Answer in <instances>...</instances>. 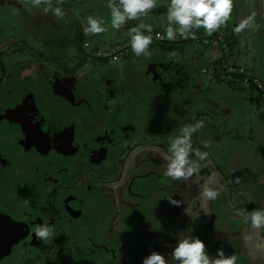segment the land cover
Returning a JSON list of instances; mask_svg holds the SVG:
<instances>
[{
    "label": "rangeland",
    "instance_id": "rangeland-1",
    "mask_svg": "<svg viewBox=\"0 0 264 264\" xmlns=\"http://www.w3.org/2000/svg\"><path fill=\"white\" fill-rule=\"evenodd\" d=\"M166 3L167 0H158L157 7L151 9L145 16L139 17L136 20L126 21L119 29L113 30L110 24L109 10L107 8L106 0H41L39 8L33 7L31 0H0V23L5 27L4 29H6V34L0 37V54L3 52L2 57H0V59L2 58L0 60V90L5 92L7 86L11 85L12 88L9 91L12 93L14 83H16L15 80L13 81L9 79L12 77L11 75L9 76V69L16 66V60L19 58V55H14L12 53L13 50L11 48L18 46L19 40L24 39L20 38L19 31H21V37L24 36L30 42L32 40L37 41V44L31 43L32 48H23L22 51L24 52V55H21L25 61H32L33 66L41 64L42 62L39 57L40 55L37 54L40 49L39 47L42 43V39L49 40L53 43V45H51V52L58 54L61 58L67 61L69 64L67 62L65 64H68L69 67H74L79 60H82L83 57L87 56V64H85V66H83L80 71L71 78V81L73 83H80L82 79L87 81L91 80L90 84L94 83L95 86V89L91 92V99L93 102L95 101L97 105L102 104L105 97L104 93H102V95L99 94L100 97H102V101L97 100V91L104 92L103 89L107 81L105 82L104 78H100V71L93 72L94 67H91V64L95 65L97 60H101L98 58L103 59L107 57L113 62L117 60V64L115 65L117 67H115V69L116 71L119 69L118 76L121 75L122 77H119L120 80H117L116 83L114 82V85L118 86L127 82L124 79L126 73V67L124 64H128L126 60L132 56L134 58V68L137 69L135 73L137 76L133 77V75H130L128 80L131 81L127 82L126 88L128 89V93H135L131 96H127L126 102H128V104L125 103V105H131L134 109H132V112L135 111L133 112L134 114L140 115L138 122H142L141 124L145 125V127L142 126L144 131H146L145 128H149L150 137L157 138L161 143H163L167 151L170 139L177 134L179 128L190 124L191 115L196 114V117L193 120L201 123V127L196 131L198 137L200 136L202 139V136L206 134L205 129L210 127L212 124L211 131L215 133L213 136L214 138L217 136L218 138L216 139L218 141L225 142L229 146L231 145L229 143V138L232 136L233 142L231 148L238 149L240 147V143L238 144L239 133L243 135V131L246 132L247 129H254V125H256L254 120L256 118L252 119L250 122L248 121V125L244 124V130L242 132L238 127H236V125H234V123L231 124V128H229L225 125L226 113L223 112L225 107L223 104H238L241 102V98H243L249 103L251 102L255 108L260 106L264 110V90L261 87V84L264 86V0H233V9L230 13L229 19L210 35L205 33L201 28L195 30L194 37L177 36L173 40H167L163 36L164 29L167 27V21L165 19ZM45 7L49 9L47 13L43 11ZM56 7H59L63 12L61 17L53 16L51 10ZM43 15H47L52 19L51 22L54 32H51L46 27L40 28V30L38 29V25L40 23L37 21L44 18ZM89 16L102 19L105 30L97 34H85L83 28L87 25V18ZM249 17L252 18L249 26L243 28L239 32L234 31V28L239 23ZM141 22L152 26V31L150 33L152 43L149 45L150 54L148 56H135L130 49L126 58L123 57V54L125 53V46H122L124 50L119 49L116 52H112L110 47L115 48L117 44H129V37L127 34L128 29ZM77 25L82 27L83 32V39L79 38L81 41V49L79 47L77 48V45H73L72 43L73 38L75 41L78 40V34L77 32H74L79 30ZM24 30L26 31L25 33ZM62 32L67 36V42L62 43V45L64 47H69V50H66L64 47L59 48V46H61V42H59V35ZM71 34H73V37H71ZM68 37L71 38L68 40ZM14 41L16 42L14 43ZM122 41H125V43ZM206 41L207 43H205ZM100 50L103 52L101 56L98 55ZM105 52H108L109 54L105 56ZM32 58L33 60H31ZM36 58L37 60H35ZM257 58H260V64H257L256 60H254ZM88 60H90L89 62L91 64ZM120 60L121 62H119ZM148 60H154L158 63L167 61H178L179 63L175 62L176 65H167V67H156L157 72H155L152 78H149L145 75V73L150 74V65H148L147 68L145 66L146 69H144V71L142 68L143 64ZM46 64L55 72L58 69L59 71L62 69V65L57 62L50 61ZM1 68H5V72H2ZM165 69H178L183 81L191 77L192 73H195V77L198 78L206 77L209 81H212V84H217L215 86L216 88H213V91L208 94L205 93L204 96H201L200 98H197L192 94L187 96L185 93H190V91H186L185 89H188L187 87H189V84L193 86L196 80L193 78L192 81L188 79L189 83L185 82V84L181 87L180 84L172 81V78L167 72H165ZM155 77L159 78L155 80ZM96 80L98 81L93 82ZM153 80L156 82H153ZM230 82L234 84L236 90L232 91L233 88H231V95L225 93L218 95L217 91L221 90L218 88V84L227 86L226 84ZM4 83L7 84L6 87H4ZM37 85L39 86L38 83ZM118 89L121 91L123 90V87H118ZM15 91L16 90H14L12 94L9 93L12 97L11 101H14L13 95ZM54 93L55 92H53V94ZM177 93L180 94V97L176 95ZM26 94L27 96H31V99L35 97L31 91L26 90ZM240 95L241 98L239 97ZM122 96L123 99L126 100V95L122 94ZM190 99H194V101H191ZM51 100L52 98L49 95H45V93H42L41 91L38 92L36 101L41 104L42 108L40 109H42L41 111L43 113L45 111L46 113L44 114L46 115L49 114L50 107H53L55 110L58 109L54 106V104L50 105ZM182 100L183 104H181ZM216 100L219 101V104L216 103ZM104 101L107 102V99ZM189 101L192 103L194 102L190 108H188L190 105ZM113 103L120 104L119 98L118 100H114ZM160 104L165 107L159 110V114L158 106ZM69 106L70 105L67 104V108L70 110ZM193 107L195 109L197 108V112H193ZM144 108L149 110L148 114H145V111L140 112ZM173 109H175V111ZM163 110L170 112L164 115ZM188 110L191 111L185 120L183 118L187 114ZM116 111L118 112L119 110L117 109ZM177 112L179 113V116ZM65 114L69 115V111H66ZM231 115L238 117L241 116V113L235 112ZM88 121L90 124L94 122L91 117H89ZM112 126L113 124L110 125L108 118H105L104 121L99 124L100 130L95 131L94 134H99L101 131L103 132L107 129L109 131V128ZM74 127V123H71V125L69 124L70 130L73 131ZM134 127L136 128L135 125ZM196 132H193L190 138L191 148L193 150L197 148L195 146H199V143L195 139ZM138 133L143 134L144 132L140 131ZM71 136L72 134H69V138ZM142 137V135H138L133 141V153H135V155L141 152V148L140 146L137 147L136 142L142 140ZM241 141L242 140H240V142ZM111 146V143L103 142L97 150H102V153L104 152L106 156L103 158H109L114 162L115 166L118 167L117 172L113 171V167H107L106 171L103 170L100 174V170L98 169V175H100L99 177L105 175L108 176L109 174L120 175L119 165H121V162H115L116 154H114ZM143 147L148 148V146L144 145ZM149 148L152 150L155 149L151 146H149ZM258 148L259 146H255V144H244L241 149L242 155L235 156L238 157V165L251 168L254 171L253 167L255 164L253 163L251 157L253 158L254 155H256ZM262 149L264 150L263 145ZM109 150H111V154L109 153ZM155 151L156 149L148 155V165L151 163L158 164L160 158H157V156L160 155L163 158L161 154L166 153V151L161 148H158L156 151L159 155H157ZM208 152L213 158L216 155L217 157L220 156L217 152H215L214 146L211 147ZM189 158L190 161H195V164L199 166L187 180H171L169 181L171 183L170 185H165V182H167V178L169 177L164 175L166 169V165L164 163L160 164L158 168H156L155 165L152 166L154 169L159 170V174L155 173L156 175H153V177H150L148 174L144 178L139 176L135 179L132 185L134 192H141L144 196L146 195L147 199L149 197L150 198L139 207H136L135 205L129 207L128 210H125L121 215L122 217L115 221L118 232L117 238H115L114 234L110 238V234L105 236L102 233L99 235L98 239L95 238L93 236L94 221L89 222L86 219L89 223L82 229L85 234L83 235V240H81L82 236L80 237L81 241H79V243L81 246L78 248L79 250L81 248V251L76 255V258H78V260L83 264H113L115 261H117V264H131L130 256L127 253L128 246H134L139 243L141 247H139L138 250L142 256L145 257L156 249L159 252V247L156 248L157 246L155 245V242L158 243V241L161 245L160 248L164 249V254L170 258V252L177 243L178 236H180L181 238H200L204 241L210 256H215L217 250L222 249L225 255L235 257L234 264H246L244 256L242 255V249H244L243 241L241 238H235L232 231L235 227L247 229L249 221H247L243 215L235 213L228 216L229 213L227 205L231 206V204H233L237 211H241L243 212L242 214H245L244 212H247V210L250 209L248 207H251V210L256 206L258 210L264 209L263 197L259 195V201H253L254 194L249 191V187L253 185L251 183L252 180L242 181V177L239 178L236 173L233 176L234 179L230 177L232 180H228V186H231V183L235 180L231 186V188H233L230 191L225 192L221 187L225 183L221 174L219 175L217 172L218 175H214L213 171L210 172L208 170L209 168L205 165H201V159L198 157L196 159L194 152L189 154ZM215 161L217 162L216 159ZM164 162L166 163L165 160ZM234 165H236V160L234 161ZM104 166H106V164ZM221 168L223 170L225 169L223 165ZM141 171L146 173L145 164H143ZM228 175L231 176V173H228ZM127 178L128 176L123 174V177L113 185H126L125 180H127ZM237 181H239V183H237ZM253 181H255V179ZM199 183H201V185H199ZM26 184H31V181L26 180L25 185ZM105 185L108 186V184ZM158 185L161 186L153 195V192L156 190ZM196 186H198V190H196ZM205 186L216 191L217 195L214 199H205L201 197L200 193ZM237 190H243V193L245 190H248L249 192L244 198H241L240 196V198L237 199L239 196V194L236 193ZM114 194L115 197H117L120 193L117 190ZM159 195H161V198H159ZM168 197L179 201V205L175 206L170 204ZM219 200H223L221 201L222 203L219 204ZM77 204H74L71 209H78V207L81 206V202L78 205ZM218 205L219 207L217 208ZM187 207L189 209V216L184 212V209ZM103 208L104 206L101 205V209ZM211 208L212 213L214 216L216 215L217 218H215V221L207 222V220H212L210 214ZM122 209L124 208L117 207V214H119V211H123ZM195 209L198 210V213L192 214L190 211H194ZM217 209L219 210L217 211ZM3 211L6 214H9V210H6L7 212L5 210ZM84 211L87 213L86 208ZM103 215L104 214H102V218L99 219L98 217L95 219L97 215H94L92 219H95V222H100L103 220ZM175 215H177V217L174 221ZM229 224L231 225L228 227ZM226 229L227 234L225 233ZM7 231L8 233H11V235L17 234L15 227H7L6 232ZM151 232L168 236L174 240L163 241L155 235H149ZM142 235H145L143 241L140 238ZM225 241L227 243H225ZM2 244L4 243L2 242ZM142 260L134 259L133 261L135 264H142ZM77 264L79 263L77 262Z\"/></svg>",
    "mask_w": 264,
    "mask_h": 264
},
{
    "label": "flooded vegetation",
    "instance_id": "flooded-vegetation-1",
    "mask_svg": "<svg viewBox=\"0 0 264 264\" xmlns=\"http://www.w3.org/2000/svg\"><path fill=\"white\" fill-rule=\"evenodd\" d=\"M43 17L37 21L40 23L38 29L46 27L54 32L52 19L47 15H43ZM4 28L0 23V37L6 34ZM64 34L62 32L59 37L62 38ZM19 36L24 39L19 40L18 46L11 47L12 53L19 55V58L16 60V66L9 69V76H12L9 79L16 81L13 88V91L16 90L13 95L14 101H11L12 97L10 96L13 91L12 93L9 91L12 88L11 85H8V88L7 84L4 83V87L7 86V89L5 92L0 90V213L10 220L17 232L16 238L13 239L10 246L5 247L2 244L3 241H0V264H77V262L83 264L76 258V255L81 251V248L80 250L78 248L81 246L79 241L83 240L85 234L82 230L83 227L94 221L93 236L95 238L98 239L101 233L105 236L110 234V238L114 234L117 238L118 232L115 221L121 218V215L129 207L134 205L139 207L150 198L147 199L146 195L144 196L141 192H134L132 185L135 179L139 176L144 178L148 174L150 177L159 174V170L152 166L155 165L158 168L160 164L166 165V163L156 151L158 148L166 151V148L157 138L149 136V128H145L146 131L143 130L142 126L145 127V125L138 122L140 115L134 114L135 111L132 112L133 107L125 105V103L128 104L126 102L127 96L135 93H128L126 88L127 82L131 81L128 80L130 75L134 77L137 71L134 68L132 56L126 60L128 64H124L126 67L124 79L127 82L121 85L117 84L118 86L114 84L120 80L119 77H122L121 75L118 76L119 69L118 71L115 69L117 61L113 62L110 58H104L97 60L95 65L91 64V67H94L93 72L100 71V78L102 77L105 82L107 81L103 89L104 92L97 91V100L102 101L99 94H105L102 104L97 105L91 99V92L95 89L94 83L90 84L91 80L82 79L80 83L74 82L76 84L71 81V78L87 63V61L84 62V57L74 67L72 66L73 68L69 67L67 61L58 54L51 52L53 43L42 39L40 49L37 52L42 62L33 66L32 61H25L21 55H24L23 48H32L31 45L37 44V41L32 40L30 42L24 36L21 37V31H19ZM77 39V41L74 40L75 43L73 41V45L76 44L77 48L81 49L79 34ZM64 48L69 50V47ZM129 52L130 46L128 44L125 46L123 57L127 58ZM2 53L0 57H2ZM50 61L60 63L62 69L53 71L46 64ZM175 62L179 63L178 61L158 63L154 60H148L142 68L144 71L150 65L152 72L150 74L145 73V75L152 78L157 72L156 67L176 65ZM78 65H80L79 68ZM178 69H165V72L172 78V81L177 82L182 87L185 81L182 80ZM1 71L5 72V68H1ZM158 78L155 77L154 79L157 80ZM155 80L153 82H156ZM118 87H123L122 92L119 91ZM26 90L31 91L36 100L40 91L49 95L52 98L50 105L54 104L58 109L55 110L50 107L49 114H44L46 112L41 111V104L35 100V97L31 99V96H27ZM185 90L191 92L190 89ZM122 94L126 95V100L123 99ZM185 94L188 96L190 93ZM176 95L179 96L180 94L177 93ZM118 98L120 104H114L113 101L118 100ZM105 99L107 102L104 101ZM192 100L194 101V99ZM193 103L190 102L188 108ZM67 104L70 105V110L67 108ZM181 104H183V100ZM160 105L158 112L165 107ZM175 109L173 110L175 111ZM66 111H69V115L65 114ZM136 111L138 110L136 109ZM163 111L164 115L170 112ZM190 111L188 110L183 119L186 120ZM140 112L148 114L149 110L144 108ZM193 112H197L194 107ZM89 117L94 121L92 124L88 121ZM195 117L196 114L191 115L190 124L197 122L193 120ZM13 118L17 121H12ZM105 118H108L110 125L113 124V128L94 134L95 131L100 130L99 124ZM20 119H23L26 125L19 123ZM71 123L75 125L73 131L69 129ZM140 131L144 133H138ZM205 133L202 139L200 136L198 137L197 132L195 133V139L201 146L198 147L201 148L202 152L207 153L202 160L203 163L210 158L209 149L206 146L207 128ZM69 134H72L70 138ZM138 135L143 136L142 140L136 142L137 147L140 146L141 152L135 155L133 153V141ZM103 142L111 143V149L116 154L115 162H121L119 165L120 175L109 174L99 177V170L101 174L103 170L106 171L107 167H113L114 172H117L118 168L109 158H103L106 155L104 152L102 153V150H97ZM143 145L148 147L150 145L156 149L155 153L160 156H157L160 158L158 164L151 163L148 165V155L155 149L145 148ZM109 153L111 154V150ZM105 164L106 166H104ZM143 164H145L146 173L141 171ZM123 174L128 176L125 180L126 185H113L123 177ZM26 180H30L31 184L25 185ZM171 180H173L171 177L167 178L165 185H170L169 181ZM160 186L156 187L153 195ZM117 190L122 195L119 194L115 197L114 193ZM80 202L81 206L78 209H71L74 204ZM101 205L104 206L103 209H101ZM117 207L124 209L117 214ZM85 208L87 213L84 211ZM2 209L9 210V214H6ZM102 214H104L103 220L95 222L97 217L98 219L102 218ZM94 215L97 216L92 219ZM41 224L48 225L52 233L43 242L37 240L34 234L35 228ZM1 234L0 239L4 237V234L2 237ZM81 236L82 239L80 240ZM140 238L142 240V236ZM139 247L141 245L137 243L127 248L131 264H135L134 259L142 260L144 258L138 250ZM159 250L163 249L159 247ZM114 263L117 264V261Z\"/></svg>",
    "mask_w": 264,
    "mask_h": 264
},
{
    "label": "clouds",
    "instance_id": "clouds-1",
    "mask_svg": "<svg viewBox=\"0 0 264 264\" xmlns=\"http://www.w3.org/2000/svg\"><path fill=\"white\" fill-rule=\"evenodd\" d=\"M31 2L33 7L37 8L41 4V0H31ZM157 5L158 0H107L111 28L117 30L126 21L145 16ZM232 9L233 0H167L165 13L167 27L164 29L163 36L167 40H173L177 36L194 37L195 30L201 28L210 35L229 19ZM43 11L47 13L49 9L45 7ZM51 11L54 17L63 15L59 7L53 8ZM251 19L249 17L239 23L234 31L239 32L249 26ZM103 24L102 19L89 16L83 31L85 34L101 33L105 30ZM151 31L152 26L142 22L128 29L129 46L133 55L148 56L150 54ZM200 127L199 121L195 124L184 125L170 139L167 152L161 154L166 161L165 176L176 181H184L192 176L199 165H196L195 161H190V152H194V155L201 160L207 155L205 152L194 151L191 148V135ZM200 195L205 199H214L217 193L212 188L205 186ZM168 201L175 206L180 203L170 197H168ZM184 212L189 216L188 207L184 209ZM247 219L250 220L253 228L264 226V209L252 211ZM34 234L35 238L41 242L52 235L51 229L46 224L35 228ZM234 262L235 257L225 255L222 249L217 250L215 256H210L204 241L198 237L181 238L180 236L170 252V258H166L160 252L153 251L142 260V264H234Z\"/></svg>",
    "mask_w": 264,
    "mask_h": 264
},
{
    "label": "crops",
    "instance_id": "crops-1",
    "mask_svg": "<svg viewBox=\"0 0 264 264\" xmlns=\"http://www.w3.org/2000/svg\"><path fill=\"white\" fill-rule=\"evenodd\" d=\"M122 42L125 43V41H122ZM126 45H128V44L127 43L119 44V45L117 44V46H120V50H124V48L122 46H126ZM98 59H102V58H98ZM254 60H256L257 64H260V62H261L260 58H257ZM119 62H121V60ZM134 76H136V74ZM192 78L195 79L196 82L194 83L193 86H191L189 84V87H187V88L191 90L190 95L191 94L195 95L197 98L204 96L205 93L206 94L210 93L211 91H213V88H216L215 86L217 84H212V81H209L208 78H206V77H199L198 78V77H195L194 73H192V76L189 77L188 79L192 81L193 80ZM188 79H185L186 83H189ZM218 85H219L218 88L221 89V90L217 91L218 95H222L224 93L231 95V92L236 90L234 87V84L232 82L226 84L227 86H225V85L222 86L220 84H218ZM231 88H233V90ZM230 90H232V91H230ZM238 91H241V90H238ZM239 97L241 98V95ZM242 99L243 98H241V102H239L238 104H236V103H233L231 105H228L229 103H226L225 105L223 104V106H225L223 112L226 113L225 125L227 127L231 128V124L234 123V125H236V127H238L242 132L244 130V128H243L244 124L248 125V121L250 122L252 119L256 118L254 120V123L256 122V125H254V123H253L254 129L253 128H252V130L247 129L246 132L243 131V135H241V133H239L238 144L240 143V147L238 149H232L231 148V145L233 142L232 136H231V138H229V140H230L229 143L231 144V145H229L230 146L229 147L225 142L218 141L216 139V138H218L217 136H216V138L213 137L215 133L213 131H211L212 130V124H211V126L207 128V134L208 135H207V139H206V146L208 149H210L211 147L214 146L215 152H217L220 156L217 157V155H216L213 158L212 155H210V158L208 159V161H205V163H203V161L201 160L202 161L201 165H205L207 168H209L208 170L210 172L213 171L214 175H216V174L218 175V173H219V175L221 174V176L225 182L221 187L225 192L230 191L233 188V187L231 188V186L233 185V182H235V180H233V182L231 183V186H228V180L230 181V180L234 179L233 176L235 173L239 176V178L242 177L241 178L242 181H246V180L251 181L252 180L251 183L253 185L249 187V191L254 194L253 195L254 196L253 201L257 202V201H259V195L262 196L264 199V150L262 149V145L264 146V110L260 106L255 108L251 104V102L249 103L248 101H246L244 99L242 100ZM216 103L219 104V101L216 100ZM220 103H221V101H220ZM235 112L241 113V116L235 117V116L231 115L232 113H235ZM178 116H179V113H178ZM236 127H233V128H236ZM246 135H247V137H246ZM240 136H242V137H240ZM234 140H235V138H234ZM240 140H242V141L240 142ZM247 143H249V145L255 144V146L256 145L259 146V148L257 149L256 155H254L253 158L251 157L253 163L255 164V166L253 167L254 171L251 168H248V167H245L242 165L239 166L237 163V162H239L238 157H235L237 155L238 156L242 155L241 149H242L243 145L247 144ZM216 148H218V149H216ZM194 151L202 152L201 148H199L198 146H197V148L194 149ZM190 153H193V152H190ZM196 159H197V157H196ZM215 159L217 160V162L215 161ZM246 159L249 160L248 158H246ZM219 160H220V162H219ZM235 160H236V165H234ZM222 165L225 167L224 170L221 168ZM228 173H231V176H229ZM254 179H255V181H253ZM237 183H239V181H237ZM199 185H201V183H199ZM198 189H199L198 186H196V190H198ZM249 191L245 190V192L243 193V190H237V192L236 191H234V192L239 194V196L237 197V199H239L240 196H241V198H244L246 195H248ZM261 194H263V195H261ZM223 200H224V198H223ZM223 200H219V204L222 203L221 201H223ZM234 201H237V200H234ZM213 202H214V200H213ZM225 202H226V200H225ZM212 204H211V207H212ZM227 204H230V203H227ZM218 207H219V205L217 206V208ZM227 207H228V213H229L228 216H231L233 213H235L238 215H243L245 217V219L247 221H249V225H248L247 229L235 227V229L232 231V234H233V236H235V238H241L243 241L244 249H242L243 250L242 255L244 256V259L247 257L250 260V262H252L253 264H264V235H263L264 226H261L259 228H253L251 226L250 220L247 219V217L250 216L252 211L258 210L257 206L253 207L252 210H251V207H248L250 209H248L247 212H244L245 214H242L243 212H241V211H237L236 208L233 206V204H231V206L227 205ZM255 208H257V209H255ZM196 209H198V208H196ZM196 209L194 211H190V212L192 214H197L198 210H196ZM218 210L219 209H217V211ZM259 210H261V209H259ZM210 214H211L212 220H207V222L208 221H215V218H217V216L216 215L214 216V214L212 213V208H211ZM176 217H177V215L174 216V221H175ZM230 225L231 224H229L228 227ZM225 233L227 234V229H226ZM149 235H155L156 237H158L159 239H162L163 241H173L174 240L168 236H163L161 234H156L154 232L149 233ZM144 237H145V235H142V240ZM232 237H230V238H232ZM230 238H229V240H230ZM225 243H227V242L225 241ZM259 257H262V258H259ZM245 261H246V259H245ZM246 264H247V261H246Z\"/></svg>",
    "mask_w": 264,
    "mask_h": 264
},
{
    "label": "water",
    "instance_id": "water-1",
    "mask_svg": "<svg viewBox=\"0 0 264 264\" xmlns=\"http://www.w3.org/2000/svg\"><path fill=\"white\" fill-rule=\"evenodd\" d=\"M152 70L149 71V73H151ZM9 119H11V117H9ZM16 119H12V121H15ZM17 121V120H16ZM19 123H23L24 125H26L25 121L23 119H20L18 121ZM7 227H14L13 224L10 222V220L3 216L1 213H0V234H4V237H2V234H1V239L0 241L2 240L4 242V246L7 247V246H10L11 243H13V239H15V234L11 235V233H8V231L6 232L7 230ZM4 230V231H3Z\"/></svg>",
    "mask_w": 264,
    "mask_h": 264
},
{
    "label": "trees",
    "instance_id": "trees-1",
    "mask_svg": "<svg viewBox=\"0 0 264 264\" xmlns=\"http://www.w3.org/2000/svg\"><path fill=\"white\" fill-rule=\"evenodd\" d=\"M77 27L79 28V32H77V31H74V32H77V34H79V38L80 39H83L82 38V27L80 26V25H77ZM80 31H81V33H80ZM72 32V31H71ZM73 34H71V37H73L72 36ZM75 35H76V33H75ZM71 37H68V40L71 38ZM64 38V40H62ZM66 40V41H65ZM73 41H74V38H73ZM73 41H72V43H73ZM60 42H61V47H64L63 45H62V43H65V42H67V36L66 35H64V37H62V38H60ZM237 42V41H236ZM235 42V43H236ZM71 43V44H72ZM205 43H207V41L205 42ZM70 44V45H71ZM83 60H84V62H86V60H87V56H85L84 58H83ZM81 65V64H80ZM80 65H78V68L80 67ZM251 83H253V82H251ZM159 243V242H158ZM157 242H155V245L157 246L156 248H158V247H161V245H160V243L158 244ZM155 251H157L158 252V250L156 249ZM159 252L160 253H162V254H164L165 252H164V249L163 250H159ZM165 255V257L166 258H168V256L166 255V254H164ZM246 259V261H247V264H253L252 262H250V260L246 257L245 258Z\"/></svg>",
    "mask_w": 264,
    "mask_h": 264
},
{
    "label": "built area",
    "instance_id": "built-area-1",
    "mask_svg": "<svg viewBox=\"0 0 264 264\" xmlns=\"http://www.w3.org/2000/svg\"><path fill=\"white\" fill-rule=\"evenodd\" d=\"M86 45H87V43H86ZM112 49V52H116L117 50H119L120 49V46H116L115 48H111ZM103 54V52L100 50L99 52H98V55H102ZM109 53L108 52H105L104 53V55L106 56V55H108ZM107 58V57H106ZM257 83V82H256ZM258 84V83H257ZM257 86V85H256ZM261 87H262V89L264 90V86L261 84Z\"/></svg>",
    "mask_w": 264,
    "mask_h": 264
}]
</instances>
